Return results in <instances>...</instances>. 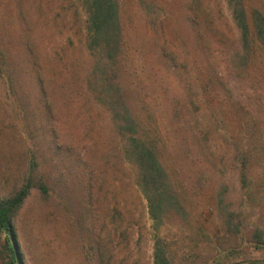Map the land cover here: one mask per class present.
<instances>
[{
  "label": "rangeland",
  "instance_id": "rangeland-1",
  "mask_svg": "<svg viewBox=\"0 0 264 264\" xmlns=\"http://www.w3.org/2000/svg\"><path fill=\"white\" fill-rule=\"evenodd\" d=\"M246 2L250 10L264 12V0ZM120 3L131 61L124 65L128 71L122 79L136 108L148 92L141 93L132 82V71L143 78L141 85L156 89L149 97L160 95L165 118L170 119L173 94L182 91L185 96V84L171 60L174 52L194 54L203 61L207 50L224 47L223 86L218 82L213 86V93L219 91L224 98L200 89L198 106L223 126L226 136L217 139L213 134L211 143L223 145L225 160L215 167L194 144L199 152L197 161L188 159V174L197 184L190 220L167 219L156 232L135 183V170L120 149L112 114L95 99V86L89 80L94 58L86 48L81 2L0 0V197L14 194L32 173L48 186L47 193L32 188L14 218L26 262L155 264L157 240L172 264H218L211 260L218 247L225 261L264 259V251L251 242L257 228L264 231V202L245 206L232 140L246 113L244 102L251 103V95L264 100V50L258 51L262 56L253 71L258 81L254 92L248 87V74L242 77L226 67L237 30L225 0H200L204 42L190 20L192 0ZM218 110L219 120L212 116ZM260 115L264 132V113ZM239 138L238 148L245 150ZM260 157L261 162H252L255 177L264 174V154ZM202 175H207L204 186L198 179ZM219 192H224L227 211L233 212L234 223L242 230L235 237L217 213ZM3 242L0 234V248ZM0 264H4L1 257Z\"/></svg>",
  "mask_w": 264,
  "mask_h": 264
},
{
  "label": "trees",
  "instance_id": "trees-1",
  "mask_svg": "<svg viewBox=\"0 0 264 264\" xmlns=\"http://www.w3.org/2000/svg\"><path fill=\"white\" fill-rule=\"evenodd\" d=\"M79 1L86 15V48L94 58L89 80L95 86V99L105 104L112 114L115 131L120 138V149L125 160L135 170V183L147 203L153 228L156 232L159 231L167 219L187 222L191 215L189 209L191 196L195 194L192 190L197 186L194 176L188 174V159L194 157L196 161L198 160L196 156L199 150H195V145L201 150L200 155L205 154L204 156L211 160L215 167L216 164L221 167L226 157V153L221 152L223 145L220 142L213 141L216 144L214 147L211 143L213 134L217 139L226 136L223 126L220 121L219 125L215 124L216 122L198 106L200 89L213 93V86L217 82L222 84L220 57H224L222 49L224 47H220L218 51L206 49L207 60L203 61L194 54L174 52L171 60L177 70L176 73L178 72L185 84L183 90L185 96L181 95L182 91L173 94L170 105L173 116L166 119L165 104L158 100L160 95L149 97V93L156 89L152 90L144 83L141 85L143 78L138 75L136 69L130 73L132 82L139 86L141 93L148 92V95L146 94L137 108L129 101L130 94L125 89L122 77L123 72L128 71L124 65L131 61L128 58L120 0ZM225 1L237 30V37L233 38L234 47L231 53H228L230 59L225 62L228 65L226 67H230L242 77L248 74V87L255 92L258 81L253 71L260 64L262 55L258 51L264 50V12L259 8L250 10L246 0ZM199 5L200 0H192L190 20L199 40L204 42L205 30ZM212 56L218 57V60L215 62ZM212 70H215V75H212ZM201 82L202 85L198 87ZM214 96L219 100L224 98L219 91ZM249 100L251 103L244 102L245 107L242 109H245L246 113L241 117L240 126L232 135V140L237 146L234 147L237 149L235 157L240 164L239 177L246 207H251L250 202H264V174L255 177L251 173L252 162H261L260 156L264 154V132L259 124L260 113H264V100L259 101L257 98L256 101L252 95ZM248 103L250 105L247 107ZM234 104L238 110L237 103ZM212 113V116L219 120V110L216 115L214 111ZM216 131L219 135L215 134ZM239 136L244 142L243 147L246 146L245 150L238 148V142L241 140ZM262 168L264 169V166ZM198 179L200 186H204L207 175H202ZM35 186L43 193L48 192L46 183L36 179L32 173L14 194L0 197V234L4 240L0 248V257L4 264H28L18 241L14 218ZM256 206L259 207L258 204ZM227 210L224 192H219L217 213L223 218L227 231L235 237L242 230L239 224L234 223L233 212L229 213ZM263 232L257 228L251 241L254 248L259 251H264ZM225 256L218 247L211 260L218 264H264V259H251L247 262L225 261ZM154 261L155 264H172V257L158 240L155 245Z\"/></svg>",
  "mask_w": 264,
  "mask_h": 264
}]
</instances>
